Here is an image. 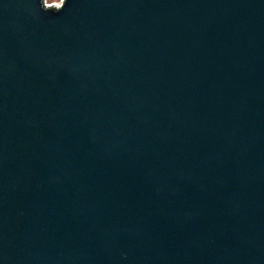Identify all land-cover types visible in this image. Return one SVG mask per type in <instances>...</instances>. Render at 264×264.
I'll return each mask as SVG.
<instances>
[{
    "label": "water",
    "instance_id": "water-1",
    "mask_svg": "<svg viewBox=\"0 0 264 264\" xmlns=\"http://www.w3.org/2000/svg\"><path fill=\"white\" fill-rule=\"evenodd\" d=\"M0 264H264V0H0Z\"/></svg>",
    "mask_w": 264,
    "mask_h": 264
},
{
    "label": "rangeland",
    "instance_id": "rangeland-1",
    "mask_svg": "<svg viewBox=\"0 0 264 264\" xmlns=\"http://www.w3.org/2000/svg\"><path fill=\"white\" fill-rule=\"evenodd\" d=\"M47 1H48V3L59 4L63 0H47Z\"/></svg>",
    "mask_w": 264,
    "mask_h": 264
},
{
    "label": "built area",
    "instance_id": "built-area-1",
    "mask_svg": "<svg viewBox=\"0 0 264 264\" xmlns=\"http://www.w3.org/2000/svg\"><path fill=\"white\" fill-rule=\"evenodd\" d=\"M46 2L48 3V1H47V0H46ZM48 4H50V5H51V4H53V3H48ZM58 5H59V4H58Z\"/></svg>",
    "mask_w": 264,
    "mask_h": 264
},
{
    "label": "bare ground",
    "instance_id": "bare-ground-1",
    "mask_svg": "<svg viewBox=\"0 0 264 264\" xmlns=\"http://www.w3.org/2000/svg\"><path fill=\"white\" fill-rule=\"evenodd\" d=\"M59 4H61V2Z\"/></svg>",
    "mask_w": 264,
    "mask_h": 264
}]
</instances>
